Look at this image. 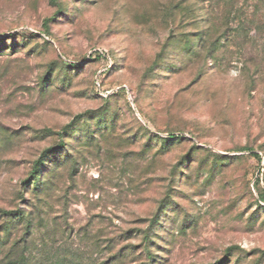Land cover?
Instances as JSON below:
<instances>
[{"label": "rangeland", "instance_id": "obj_1", "mask_svg": "<svg viewBox=\"0 0 264 264\" xmlns=\"http://www.w3.org/2000/svg\"><path fill=\"white\" fill-rule=\"evenodd\" d=\"M0 264H264V0H0Z\"/></svg>", "mask_w": 264, "mask_h": 264}]
</instances>
